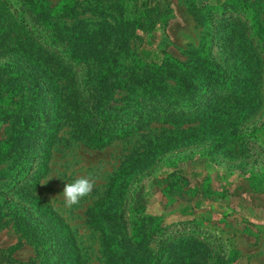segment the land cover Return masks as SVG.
Returning a JSON list of instances; mask_svg holds the SVG:
<instances>
[{"label": "rangeland", "instance_id": "rangeland-1", "mask_svg": "<svg viewBox=\"0 0 264 264\" xmlns=\"http://www.w3.org/2000/svg\"><path fill=\"white\" fill-rule=\"evenodd\" d=\"M24 1L0 0V23L9 13L19 16ZM30 1L36 8L60 3ZM169 6L166 23L138 30L118 61L125 65L137 57L159 63L168 56L193 68L196 56H206L216 75L236 72L240 96L219 119L152 122L103 146L92 143L91 131L83 134L67 109L60 112L48 159L36 157L28 176L0 195V249L20 241L12 254L16 260L35 258L42 250L7 221L6 213H26L32 208L29 196L37 195L66 229L44 218L41 224L61 238L68 232L81 264H109L113 243L106 238L124 240L136 224L153 227L150 248L160 237L187 235L202 242L193 254L203 264H264V0H169ZM7 59L0 54V62ZM40 132L39 125L35 133L22 130L29 136L24 142L35 140L41 153L46 141L37 140ZM8 133L9 123L0 122V138ZM43 162L47 169L41 175ZM4 171L0 162V188L11 180ZM78 176L92 178L94 187L66 207L63 188Z\"/></svg>", "mask_w": 264, "mask_h": 264}, {"label": "trees", "instance_id": "trees-1", "mask_svg": "<svg viewBox=\"0 0 264 264\" xmlns=\"http://www.w3.org/2000/svg\"><path fill=\"white\" fill-rule=\"evenodd\" d=\"M23 3L19 16L9 13L0 23V54L8 58L0 62V122L7 121L10 127V133L0 138V162L11 177L0 188L4 197L28 176L36 157L48 159L47 147L55 138L60 112L66 109L83 134L91 131L92 143L103 146L152 122L177 125L187 118L219 119L232 109L229 101L240 96L236 72L216 75L206 56H196L193 68L168 56L159 63L137 57L125 65L118 61L138 30L166 23L169 0H60L52 8H36L30 0ZM242 93L243 98L248 96L247 91ZM37 125L41 129L37 140L46 141L41 153L35 151V140L24 142L29 136L22 133L24 129L35 133ZM46 169L43 162L40 174ZM28 201L29 211H9L7 221L42 251L18 261L12 256L20 246L17 241L0 249V264H81L71 235L55 236L41 224L44 218L62 230L63 220L39 196L30 195ZM136 227L124 240L106 238L113 243L109 264H203L193 254L195 247L203 246L201 241L167 235L150 248L147 240L153 227Z\"/></svg>", "mask_w": 264, "mask_h": 264}, {"label": "clouds", "instance_id": "clouds-1", "mask_svg": "<svg viewBox=\"0 0 264 264\" xmlns=\"http://www.w3.org/2000/svg\"><path fill=\"white\" fill-rule=\"evenodd\" d=\"M95 181L89 176H78L74 181L68 182L63 188V199L66 207L80 202L83 197L90 195Z\"/></svg>", "mask_w": 264, "mask_h": 264}]
</instances>
